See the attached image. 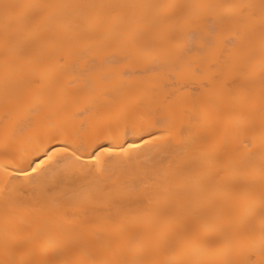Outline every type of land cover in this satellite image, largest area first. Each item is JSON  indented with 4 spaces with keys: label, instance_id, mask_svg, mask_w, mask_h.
<instances>
[{
    "label": "bare ground",
    "instance_id": "1",
    "mask_svg": "<svg viewBox=\"0 0 264 264\" xmlns=\"http://www.w3.org/2000/svg\"><path fill=\"white\" fill-rule=\"evenodd\" d=\"M0 264H264V0H0Z\"/></svg>",
    "mask_w": 264,
    "mask_h": 264
}]
</instances>
